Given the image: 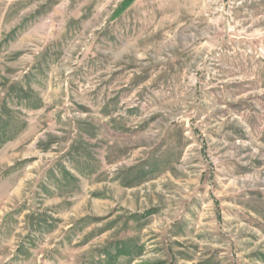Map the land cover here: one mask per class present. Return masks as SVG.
Listing matches in <instances>:
<instances>
[{"label":"rangeland","instance_id":"374dc122","mask_svg":"<svg viewBox=\"0 0 264 264\" xmlns=\"http://www.w3.org/2000/svg\"><path fill=\"white\" fill-rule=\"evenodd\" d=\"M0 264H264V0H0Z\"/></svg>","mask_w":264,"mask_h":264},{"label":"crops","instance_id":"0c3cea01","mask_svg":"<svg viewBox=\"0 0 264 264\" xmlns=\"http://www.w3.org/2000/svg\"><path fill=\"white\" fill-rule=\"evenodd\" d=\"M14 167V162H12L11 157L9 155H2L0 152V206L3 203H9L12 200L11 190H16V186L14 185L13 175H9L7 173V169ZM1 215L4 213L0 209V223L2 221Z\"/></svg>","mask_w":264,"mask_h":264}]
</instances>
